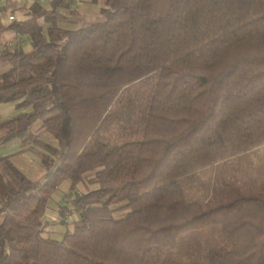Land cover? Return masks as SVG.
I'll list each match as a JSON object with an SVG mask.
<instances>
[{"label":"trees","instance_id":"1","mask_svg":"<svg viewBox=\"0 0 264 264\" xmlns=\"http://www.w3.org/2000/svg\"><path fill=\"white\" fill-rule=\"evenodd\" d=\"M70 1L0 20V103L16 108L0 146L38 147L46 172L0 154V264H264V173L197 183L264 146V0H102L68 27ZM63 180L78 217L57 239L44 214Z\"/></svg>","mask_w":264,"mask_h":264},{"label":"rangeland","instance_id":"2","mask_svg":"<svg viewBox=\"0 0 264 264\" xmlns=\"http://www.w3.org/2000/svg\"><path fill=\"white\" fill-rule=\"evenodd\" d=\"M25 1L27 0H18V2L16 0L14 2L9 0V4L5 7L4 11L13 13L15 16L14 19L22 18V10H20L19 5ZM40 1L46 5L49 0ZM4 2V0H0V6L4 5ZM70 3L71 13L69 14L68 11L65 10L66 16L61 18L63 26L76 27L80 23H88L99 18V7L102 5V0H98L95 3L84 0H71ZM0 20L2 23L9 22L7 18ZM8 32L9 31H4L0 34V42L7 40V38L10 37L8 36ZM19 41L24 49H30V43L27 39L20 38ZM3 68L4 66L0 64V71ZM15 111L16 108L13 105L8 103L1 104L0 119L10 117L11 113L15 114ZM1 132L2 129L0 128V133ZM40 136L52 144H57V139L48 131H42ZM40 150L41 149L38 147L23 149L20 146L19 140L15 138L0 146V154H9L10 160L14 165L33 181L42 180L46 173L40 162ZM246 169L248 171L252 169L253 171L259 170L260 173H264V146L242 154L241 156L220 162L218 165H213L212 167L199 172L197 183L203 181L204 183H214L215 186L225 182L234 183L240 178L237 171ZM86 179L87 178L78 183V190L82 191L94 186L93 184L88 183ZM225 186L227 187L226 184ZM210 188L211 191L212 187ZM69 198V181L63 180L59 186L51 192L46 202L44 218L47 221V225L45 227V234L61 239L64 230L70 228L73 221L78 217L76 210H74L70 204ZM60 208H63V212Z\"/></svg>","mask_w":264,"mask_h":264},{"label":"built area","instance_id":"3","mask_svg":"<svg viewBox=\"0 0 264 264\" xmlns=\"http://www.w3.org/2000/svg\"><path fill=\"white\" fill-rule=\"evenodd\" d=\"M0 18L12 19L13 18V14L3 11V12H0Z\"/></svg>","mask_w":264,"mask_h":264},{"label":"crops","instance_id":"4","mask_svg":"<svg viewBox=\"0 0 264 264\" xmlns=\"http://www.w3.org/2000/svg\"><path fill=\"white\" fill-rule=\"evenodd\" d=\"M4 1H5V2H4V5H5V4L8 2V0H4ZM16 1H17V0H16ZM5 34H6V33H5ZM8 36H10V37H8L7 39L11 38L12 35H11L10 32H8ZM6 37H7V36H6ZM7 103H8V104H11V105L14 106V102H7ZM1 104H6V103H0V105H1ZM14 107H15V106H14ZM12 114H14V113H11V115H12ZM11 115H10V116H11Z\"/></svg>","mask_w":264,"mask_h":264}]
</instances>
